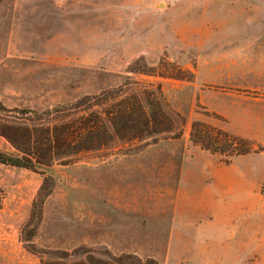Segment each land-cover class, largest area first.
I'll use <instances>...</instances> for the list:
<instances>
[{
  "label": "rangeland",
  "instance_id": "rangeland-1",
  "mask_svg": "<svg viewBox=\"0 0 264 264\" xmlns=\"http://www.w3.org/2000/svg\"><path fill=\"white\" fill-rule=\"evenodd\" d=\"M157 86L174 128L155 142L0 163V264H264V0L0 2V129L145 104ZM0 151L19 154L1 134Z\"/></svg>",
  "mask_w": 264,
  "mask_h": 264
},
{
  "label": "trees",
  "instance_id": "trees-1",
  "mask_svg": "<svg viewBox=\"0 0 264 264\" xmlns=\"http://www.w3.org/2000/svg\"><path fill=\"white\" fill-rule=\"evenodd\" d=\"M143 98L145 104L136 95H126L116 100L101 114L90 112L87 116H79L60 125L34 129L29 127L1 128L0 134L10 141L19 154L13 155L0 151V163L36 169L37 165H49L55 158L107 146L115 139L133 140L151 137L155 142L161 134L173 131L171 112L163 99L159 86L155 91L145 92ZM1 109L9 111L4 106ZM174 115L180 117L178 113ZM199 125L196 122L193 123L191 139L211 151H222L212 144L217 137H214V140L211 139L212 131L215 134L220 132L207 127H203V132ZM178 136L179 133L175 132L172 138ZM230 138L239 141L236 137L230 136ZM246 152L248 149L243 146L242 149L237 150V153ZM50 192L51 189H47L43 184L36 194L30 216L32 227H35L40 220L43 202ZM30 237L28 233L23 239L30 240ZM132 258V255L112 257L109 264H142L140 260L136 262L130 260ZM147 264L156 263L148 260Z\"/></svg>",
  "mask_w": 264,
  "mask_h": 264
}]
</instances>
